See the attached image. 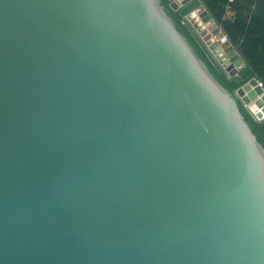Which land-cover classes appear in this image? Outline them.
<instances>
[{"label":"water","instance_id":"1","mask_svg":"<svg viewBox=\"0 0 264 264\" xmlns=\"http://www.w3.org/2000/svg\"><path fill=\"white\" fill-rule=\"evenodd\" d=\"M163 1L0 0V264H264V85Z\"/></svg>","mask_w":264,"mask_h":264},{"label":"trees","instance_id":"2","mask_svg":"<svg viewBox=\"0 0 264 264\" xmlns=\"http://www.w3.org/2000/svg\"><path fill=\"white\" fill-rule=\"evenodd\" d=\"M203 1L225 30L228 39L239 48L248 64L238 75L229 76L214 59L192 25L184 22L178 12L169 10L178 29L186 35L212 73L231 93L234 94L239 87L253 77H257L264 83V0H237L231 10L227 9V0ZM163 3L167 7L165 0ZM253 5L256 7L253 8ZM229 12L232 16L228 18L226 15ZM259 22H262L260 27ZM240 107L253 132L264 146V123L256 121L242 106Z\"/></svg>","mask_w":264,"mask_h":264},{"label":"crops","instance_id":"3","mask_svg":"<svg viewBox=\"0 0 264 264\" xmlns=\"http://www.w3.org/2000/svg\"><path fill=\"white\" fill-rule=\"evenodd\" d=\"M206 4V3H205ZM207 6V5H206ZM253 8H255L256 7V5H253L252 6ZM232 16V14L231 13H229V14H227L226 15V17H231ZM220 25V24H219ZM262 25V22H259V27ZM220 27H221V31H223L224 32V36H227V34H226V32H225V30L223 29V27L220 25ZM228 37V36H227ZM229 41H231V40H229ZM233 44V43H232ZM234 45V44H233ZM234 47L240 52V50H239V48L236 46V45H234ZM241 53V52H240ZM241 56H242V58L244 59V61H245V64L247 65L248 64V62L246 61V59L243 57V55H242V53H241ZM245 65V66H246ZM260 80V79H259ZM261 81V80H260ZM262 82V81H261ZM263 83V82H262ZM263 85H264V83H263Z\"/></svg>","mask_w":264,"mask_h":264},{"label":"built area","instance_id":"4","mask_svg":"<svg viewBox=\"0 0 264 264\" xmlns=\"http://www.w3.org/2000/svg\"><path fill=\"white\" fill-rule=\"evenodd\" d=\"M228 1V4H227V9L228 10H231L232 7H233V4L236 3L237 0H227ZM230 13V12H229ZM228 13V14H229ZM221 41L222 43H226L227 41H229L228 37L227 36H223V38H221Z\"/></svg>","mask_w":264,"mask_h":264}]
</instances>
